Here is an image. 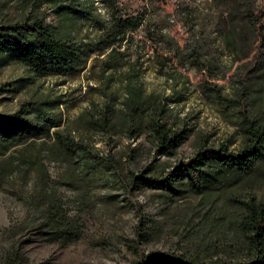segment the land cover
<instances>
[{
  "label": "rangeland",
  "instance_id": "374dc122",
  "mask_svg": "<svg viewBox=\"0 0 264 264\" xmlns=\"http://www.w3.org/2000/svg\"><path fill=\"white\" fill-rule=\"evenodd\" d=\"M14 1L0 0V15L13 17ZM123 1L136 7L150 2ZM187 1L204 10L207 7L206 0ZM257 4L264 8V0ZM94 5L95 13L107 17L99 1ZM161 15L160 10L149 9L143 25L130 32L122 48L129 62L142 63L140 78L145 90L164 99L167 124L185 131V139L171 155L155 153L152 139L145 134L131 139L122 131L87 127L85 119L97 113L108 93L122 98L127 65L110 71L109 82L100 75L96 57L89 58L83 71L62 76H35L17 60L0 65V87L12 88L0 92V112L11 113L27 99L58 100L51 113L61 118V126L69 128L76 139L89 145L91 156L85 166L99 169L93 177L79 176L68 184L62 175H70L75 162L50 159L45 150L42 153L57 193L76 221L77 228L68 238L53 237L40 226L36 198L43 183L35 169L26 177L19 171L4 176L0 180V264H131L139 253L153 251L218 262L243 257L228 214L236 198L254 195L264 203V168L199 190L188 183L162 188L131 181L132 173L147 165H152V175L175 171L180 160L195 154L201 138L224 143L229 150L239 148L246 139L243 95L236 90L234 79L236 58L216 37L217 31L208 28L205 32L213 34L215 65L211 71L196 68L163 35L174 41L201 35V24L194 18L176 22L175 13L161 21ZM46 19L57 22L51 7ZM72 29L80 39L98 32L89 20L79 21ZM256 110L264 119V102ZM78 161L83 160L78 157Z\"/></svg>",
  "mask_w": 264,
  "mask_h": 264
},
{
  "label": "trees",
  "instance_id": "16d2710c",
  "mask_svg": "<svg viewBox=\"0 0 264 264\" xmlns=\"http://www.w3.org/2000/svg\"><path fill=\"white\" fill-rule=\"evenodd\" d=\"M99 1L107 10L103 18L95 13L94 2ZM16 14L0 15V65L10 60L24 64L35 76L68 75L83 71L90 57L99 60L100 75L107 82L110 71L125 65L128 71L121 99L108 93L95 114L85 119L87 127L108 133L124 132L137 139L145 134L152 139L155 153L171 155L185 139L184 129L167 124L166 103L157 93L145 90L141 81L142 63L129 62L122 48L131 38V31L143 25L145 13L160 10L164 20L175 13L176 22L196 19L204 33L192 34L180 41L163 35L182 58L192 60L196 68L211 71L215 65L212 31L224 48L236 58V90L243 95V114L247 122L246 139L235 150L221 142L208 143L201 138L195 154L177 163V169L152 175V165L131 175L133 183L151 187L171 188V184L188 183L199 190L211 184L242 175H250L264 168V119L256 107L264 102V8L257 0H206L202 9L187 0H150L136 7L123 0H15ZM52 8L57 22H48L47 12ZM89 20L98 32L88 38H77L72 27L79 21ZM173 42L174 45H173ZM0 87L1 91L12 88ZM56 99H27L8 114L0 112V180L9 173H22V177L35 169L43 183L36 198L40 226L53 237L70 236L76 230V221L63 205L42 158L45 150L50 159L75 162L70 175L62 178L72 184L79 176L99 169L86 167L89 145L62 127L61 118L51 113ZM22 144L16 149V145ZM78 157L84 162L78 161ZM80 160V159H79ZM63 181V182H64ZM237 249L243 257L230 262L204 261L173 252L139 253L131 264H264V203L254 195L236 198L229 212Z\"/></svg>",
  "mask_w": 264,
  "mask_h": 264
}]
</instances>
